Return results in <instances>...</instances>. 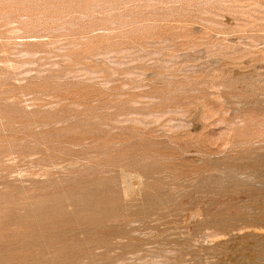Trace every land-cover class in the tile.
<instances>
[{"label":"rangeland","instance_id":"rangeland-1","mask_svg":"<svg viewBox=\"0 0 264 264\" xmlns=\"http://www.w3.org/2000/svg\"><path fill=\"white\" fill-rule=\"evenodd\" d=\"M0 264H264V0H0Z\"/></svg>","mask_w":264,"mask_h":264}]
</instances>
